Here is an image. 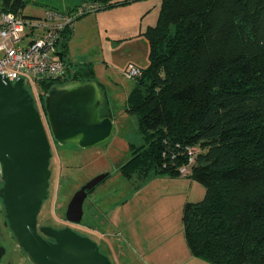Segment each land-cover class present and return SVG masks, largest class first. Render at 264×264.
<instances>
[{"label":"trees","instance_id":"16d2710c","mask_svg":"<svg viewBox=\"0 0 264 264\" xmlns=\"http://www.w3.org/2000/svg\"><path fill=\"white\" fill-rule=\"evenodd\" d=\"M130 1L82 0L79 9ZM26 7V0H0V12L24 15ZM72 32L63 34L65 60ZM145 35L150 64L139 68L126 101L142 142L131 144L118 171L146 183L188 168L186 176L206 190L184 207L191 255L209 264H264V0H162L158 22ZM70 67L65 80L43 83L42 90L96 81L92 64ZM102 106L100 116L112 117Z\"/></svg>","mask_w":264,"mask_h":264},{"label":"rangeland","instance_id":"374dc122","mask_svg":"<svg viewBox=\"0 0 264 264\" xmlns=\"http://www.w3.org/2000/svg\"><path fill=\"white\" fill-rule=\"evenodd\" d=\"M26 1L25 16H40L52 7L67 12L79 5V10L82 4V0ZM161 3L162 0H131L79 15L75 20V32L68 40V46H72L74 51L77 50L85 63L92 64L95 79L104 103L109 106L115 129L111 139L97 147L83 149L74 144L60 146L52 142L50 199L43 207L41 221L62 225L65 210L67 211L74 193L96 175L110 173V177L90 192L84 203V218L76 227L92 236L113 264H117L116 256L106 251L104 239L115 240L122 247L127 231L121 232L115 238L109 234L105 238L104 232L109 231L108 221L122 220L126 226V222L132 219L133 222L128 225L133 224L140 236L145 235L149 223L152 222L154 232H160L165 238L159 252L171 254L177 249L181 251L184 246L188 251L184 238V206H180L182 198L168 194L161 196L159 194L164 192V186L158 185L157 181H128L118 171L131 157V144L139 145L142 142L137 119L126 110L127 98L136 85V80L127 73L133 67L139 70L150 64V44L145 32L157 24ZM33 92L36 105L45 117L42 98L46 93L43 90L44 93L39 97L38 89ZM102 112H105L104 106ZM195 148L191 152L196 154L200 148ZM194 186L192 190L187 188L189 192L186 190L185 195L190 201H199L205 195V188L197 182H194ZM118 199L123 201L120 208L110 213L106 220H102L96 213L95 206L104 204L107 207L106 205ZM128 258L130 264L138 263L135 256ZM139 264L142 262L139 261Z\"/></svg>","mask_w":264,"mask_h":264},{"label":"water","instance_id":"95a60500","mask_svg":"<svg viewBox=\"0 0 264 264\" xmlns=\"http://www.w3.org/2000/svg\"><path fill=\"white\" fill-rule=\"evenodd\" d=\"M102 104L97 81L71 80L53 86L45 95L43 118L24 79L12 82L0 74V163L5 180L1 196L19 246L34 264H113L94 239L70 227L41 228L55 243L38 231V215L50 186L49 134L60 146L87 149L107 143L115 125L112 117L100 116ZM108 175H96L74 193L66 211L69 222H82L89 191Z\"/></svg>","mask_w":264,"mask_h":264},{"label":"built area","instance_id":"2783aa9c","mask_svg":"<svg viewBox=\"0 0 264 264\" xmlns=\"http://www.w3.org/2000/svg\"><path fill=\"white\" fill-rule=\"evenodd\" d=\"M84 12L79 9L67 13L49 8L43 15L25 16L1 11L0 74L5 73L12 82L23 78L33 96L34 89L39 90V97L44 93L43 83L65 80L74 70L61 54L63 34ZM138 73V68L133 67L127 75L134 78ZM188 172V168H181L183 176Z\"/></svg>","mask_w":264,"mask_h":264},{"label":"crops","instance_id":"0c3cea01","mask_svg":"<svg viewBox=\"0 0 264 264\" xmlns=\"http://www.w3.org/2000/svg\"><path fill=\"white\" fill-rule=\"evenodd\" d=\"M72 30H73L72 32V36H73L75 32V22L73 24ZM66 55H67L66 61L69 65L85 63L84 62L85 59H81L82 56L80 57L79 52L77 50L74 51L72 46H67ZM122 177L124 176L122 175ZM124 179L126 178L124 177ZM154 181H157L158 185L164 186L162 187L164 192L161 191L159 195L163 196L165 194H168V196H172L175 198L177 197L182 198L180 199L182 200L180 206H182L183 204V206L185 207V204L187 202H197V201H190L188 199V196L185 195V191L187 190V188L192 190L193 187H195L194 186L195 181L187 176L182 175L177 178L161 176V177H156L150 180V182H154ZM157 191L159 192V190ZM205 193H206V190H205ZM121 200L122 199H118L114 201L112 204L106 205L107 207H105L104 204L98 205V207L95 206L94 209L96 210V213L98 214V216L102 218V220L104 219L106 220L110 213L116 212L120 208V206L123 203V201L121 202ZM131 222H133L132 219H129L126 222V226L124 223H122V220L113 221V222L108 221L107 223L109 231L107 233L104 232L105 238L108 234L113 235V238H115L116 236H119L121 232H125V230L127 231V234L123 238L124 244H121L122 247H120L119 244L116 243L115 240L113 241L112 239L106 238L104 239V242H103L104 247H106V251L110 253L111 255L113 253L115 254L117 264H130V260L128 256H131V255L137 258L138 263L135 262V264H139V261L142 262V264H209L201 259L193 257L191 255L189 248L187 251L185 246L184 248H182L181 251L177 249L176 252L173 251L171 252V254L159 252L160 248L165 243V238L161 235L160 232H157V233L154 232V225L152 224V222L149 223V226H148L149 229L145 231L144 236H140L138 234L137 229L134 227L133 224L128 225ZM185 243H186V240H185ZM124 250H127L128 252L124 253L125 252ZM129 252H131V255L129 254Z\"/></svg>","mask_w":264,"mask_h":264},{"label":"flooded vegetation","instance_id":"af4514ba","mask_svg":"<svg viewBox=\"0 0 264 264\" xmlns=\"http://www.w3.org/2000/svg\"><path fill=\"white\" fill-rule=\"evenodd\" d=\"M44 118V116H43ZM49 133V131H48ZM50 143L54 141L50 134ZM53 153V152H52ZM53 157V156H52ZM52 160V158H51ZM51 161H50V170H51V177H50V186L48 189V198L44 201L43 206L41 208V211L38 215V231L42 235V237L52 243H55V238L48 236L41 232V228L43 227H51L55 230H62L66 227L72 228L74 231H76L79 234L82 235H88V233H83L81 229L77 228L76 225L80 223H72L69 222L66 218V210H65V217L63 218L62 225L60 224H54L49 223L46 220L41 221V213L43 211V207L47 201L50 199V188H51V179H52V168H51ZM5 180L2 176V169H1V163H0V264H34L30 261L28 253L19 246L17 237L15 236L13 230L10 227L9 220L7 218L6 214V208L4 204V200L1 196V190L4 187ZM67 222V223H66ZM92 237V236H90ZM95 240V239H94Z\"/></svg>","mask_w":264,"mask_h":264}]
</instances>
